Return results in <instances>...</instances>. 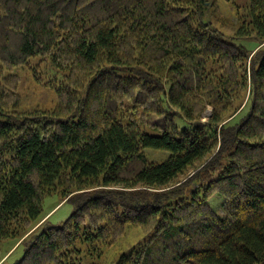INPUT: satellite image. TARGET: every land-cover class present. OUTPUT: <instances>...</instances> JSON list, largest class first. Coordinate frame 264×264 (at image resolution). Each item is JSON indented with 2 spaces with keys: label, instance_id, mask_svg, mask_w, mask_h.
I'll return each mask as SVG.
<instances>
[{
  "label": "trees",
  "instance_id": "1",
  "mask_svg": "<svg viewBox=\"0 0 264 264\" xmlns=\"http://www.w3.org/2000/svg\"><path fill=\"white\" fill-rule=\"evenodd\" d=\"M221 1L235 36L213 24L228 20L215 0H0L14 264H99L129 226L143 238L114 264H264V0ZM252 34L254 50L240 42ZM20 67L54 91L52 110L23 108ZM63 184L73 211L53 225L42 202Z\"/></svg>",
  "mask_w": 264,
  "mask_h": 264
},
{
  "label": "rangeland",
  "instance_id": "2",
  "mask_svg": "<svg viewBox=\"0 0 264 264\" xmlns=\"http://www.w3.org/2000/svg\"><path fill=\"white\" fill-rule=\"evenodd\" d=\"M215 3L216 7H218L221 11V16L225 17L228 20L227 22H217L214 17H212L213 24L219 27L226 36H235V32L239 27V22L236 14H234L228 4L222 2L221 0H215ZM238 4H242L241 0H238ZM240 42L248 49L253 50L259 44H261L253 34L247 39H241ZM17 73L20 78L19 94L23 101V108L29 110L35 108L49 111L52 110V107L56 102L54 91L50 88L37 84L32 78L29 71L23 67L18 68ZM242 108L243 110L241 113L248 110L249 108L248 92L246 93V97L241 106V109ZM210 113L211 107L207 106L203 112V117L207 118L208 116H210ZM145 153L147 158L153 162L163 161L167 157L166 153L160 151L145 150ZM186 177L187 176L180 177V179H182L180 181H184ZM67 188L68 185L63 184L62 186L57 188L56 191L52 193V195H49L44 199V201L42 202V211L40 214V218L44 217L43 220L47 219L48 223L50 224L60 225L70 216L73 211V206L70 202H65V200L63 201V197H61L60 194V192H62V189L65 190ZM208 202L213 208H215L218 206L220 200L216 197L211 198ZM34 226L35 225H32V230ZM128 228L129 229L126 231L125 235L114 246L103 251L102 257L98 259L99 264H114V262L123 251L135 245L143 238L144 234L141 229L136 226H129ZM21 240L9 238L0 242V264H14L23 256L25 247L21 243Z\"/></svg>",
  "mask_w": 264,
  "mask_h": 264
}]
</instances>
